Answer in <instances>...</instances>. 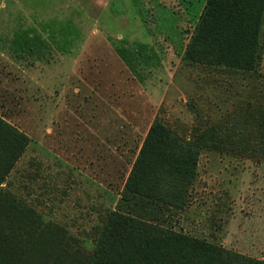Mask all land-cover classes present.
<instances>
[{
	"label": "rangeland",
	"instance_id": "374dc122",
	"mask_svg": "<svg viewBox=\"0 0 264 264\" xmlns=\"http://www.w3.org/2000/svg\"><path fill=\"white\" fill-rule=\"evenodd\" d=\"M205 3L0 0V116L29 137L2 189L92 251L109 213L127 209L154 119L186 138L213 125L235 142L201 151L185 206L162 217L264 260V26L253 70L190 62Z\"/></svg>",
	"mask_w": 264,
	"mask_h": 264
},
{
	"label": "trees",
	"instance_id": "16d2710c",
	"mask_svg": "<svg viewBox=\"0 0 264 264\" xmlns=\"http://www.w3.org/2000/svg\"><path fill=\"white\" fill-rule=\"evenodd\" d=\"M264 26V0H206L185 58L253 70ZM263 125V126H261ZM264 119L254 146L264 155ZM231 134V136H227ZM232 133L198 127L189 138L156 117L124 186L127 209L109 213L87 251L78 239L2 189L29 137L0 116V264H264L177 231L162 215L182 209L205 147L230 145Z\"/></svg>",
	"mask_w": 264,
	"mask_h": 264
}]
</instances>
